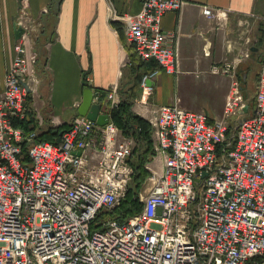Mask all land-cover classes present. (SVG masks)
Returning a JSON list of instances; mask_svg holds the SVG:
<instances>
[{
	"label": "built area",
	"instance_id": "1",
	"mask_svg": "<svg viewBox=\"0 0 264 264\" xmlns=\"http://www.w3.org/2000/svg\"><path fill=\"white\" fill-rule=\"evenodd\" d=\"M141 3L138 14L113 11L111 20L122 24L142 61L155 60L175 74L177 35L161 23L186 0ZM203 14L226 15L207 6ZM18 25L24 34L0 93V264H264V61L254 112L229 137L225 120L210 124L205 114L178 103L160 107L149 122L164 165L139 195L143 210L124 222L103 219L93 229L100 213L120 205L134 175L128 160L135 142L112 122L117 87L105 100L94 93L108 125L79 116L58 145L38 142L37 132L27 134L15 123L30 110L28 96L38 95V55L30 42L40 23L24 17ZM158 73L143 79L146 90ZM222 73L233 79L226 114L244 110L237 65ZM36 119L41 127L38 111Z\"/></svg>",
	"mask_w": 264,
	"mask_h": 264
},
{
	"label": "crops",
	"instance_id": "2",
	"mask_svg": "<svg viewBox=\"0 0 264 264\" xmlns=\"http://www.w3.org/2000/svg\"><path fill=\"white\" fill-rule=\"evenodd\" d=\"M206 6L226 15L221 20L207 18ZM141 8V0H0V93L16 55L18 22L29 17L40 23L30 42L38 55L37 78L42 75L51 82L45 100L38 93L32 104L47 116L42 126H70L79 117L84 74L86 84L94 93L100 92L101 100L106 98L105 91L117 87L121 101L134 84V73L128 67L123 40L130 43L123 26L110 16L113 11L136 15ZM161 27L177 35V73H166L153 60L159 73L147 86L150 91L141 84L133 112L149 121L160 107L178 103L205 114L210 124L225 120L228 129L236 131L255 109L264 61V0H186L180 12L163 16ZM234 64L246 107L227 115L233 79L222 69ZM122 137L130 138L123 133ZM132 139L135 149L137 142ZM152 140L155 156L148 169L162 172L164 156L156 150L153 133Z\"/></svg>",
	"mask_w": 264,
	"mask_h": 264
},
{
	"label": "trees",
	"instance_id": "3",
	"mask_svg": "<svg viewBox=\"0 0 264 264\" xmlns=\"http://www.w3.org/2000/svg\"><path fill=\"white\" fill-rule=\"evenodd\" d=\"M123 43L129 53L128 67L134 73V84L129 91L122 96L118 107L112 111V122L126 137L134 138L137 142V146L128 160V163L134 169V175L128 186L126 196L120 205L112 211L100 213L95 222H93V229L101 228V221L103 219L116 218L124 222L143 210V204L140 201L139 195L143 192L146 182L152 174L148 169V165L152 162L153 157L155 156L152 140L153 129L151 124L149 121L134 113L132 109L135 99L140 94L143 79L157 69V63L153 60H151L150 63L142 61L141 58L137 56L133 44H128L125 40H123ZM148 64L153 67H149L148 69V67H146ZM104 93H106V91ZM32 104L33 100L31 95H29L27 105L30 110L24 120L15 123V127L22 128L27 134L37 132L38 136L36 140L38 142H50L53 145H58L61 134L66 132L69 129V126L65 124L53 128L50 125L45 124L40 127L36 119V111ZM45 120L46 119H44V122ZM233 133H235V130H228L227 136L229 137ZM220 153L221 148L219 147V155ZM23 156L24 160H27L26 144L23 145Z\"/></svg>",
	"mask_w": 264,
	"mask_h": 264
},
{
	"label": "water",
	"instance_id": "4",
	"mask_svg": "<svg viewBox=\"0 0 264 264\" xmlns=\"http://www.w3.org/2000/svg\"><path fill=\"white\" fill-rule=\"evenodd\" d=\"M15 34H16V38L20 39L21 36L24 34V29L20 25H18ZM85 79H86V75L84 74L82 76L81 83L85 88L83 90V99H82L81 105L79 106L78 114L80 117L87 118L88 120L92 121L99 127H105L109 123V117L101 113L100 105L93 103L94 92L92 89L88 87V85L85 82ZM150 82L151 80H147L146 86H149ZM23 86L26 88L27 92L30 93V90L26 86V84H23ZM59 142H60V139H59ZM77 154L80 155L79 152ZM206 175L207 174L204 173L201 178H205Z\"/></svg>",
	"mask_w": 264,
	"mask_h": 264
},
{
	"label": "rangeland",
	"instance_id": "5",
	"mask_svg": "<svg viewBox=\"0 0 264 264\" xmlns=\"http://www.w3.org/2000/svg\"><path fill=\"white\" fill-rule=\"evenodd\" d=\"M38 78H39L40 84H41V85H39L38 93H39V95L43 96L44 97L43 100H45L46 94H47L46 91L51 87V82H49L48 79L45 80V77H43L42 75H39ZM41 80L43 82H41ZM39 114L42 117V119H47V116L44 115V110H42L40 108H39ZM149 188H150V183L147 181L146 185L143 189L144 194H146L149 191Z\"/></svg>",
	"mask_w": 264,
	"mask_h": 264
}]
</instances>
